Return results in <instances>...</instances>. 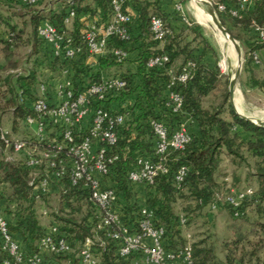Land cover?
I'll use <instances>...</instances> for the list:
<instances>
[{
    "label": "trees",
    "instance_id": "16d2710c",
    "mask_svg": "<svg viewBox=\"0 0 264 264\" xmlns=\"http://www.w3.org/2000/svg\"><path fill=\"white\" fill-rule=\"evenodd\" d=\"M43 1L45 0H41L39 4ZM112 1L47 0L45 6L49 2L60 4L59 11L50 17L43 10H37L38 4L21 5L29 17L31 30L25 42H30L29 58L32 60H29V63L32 61L33 64L28 67V62L24 61L22 66H19L21 64L19 60L15 61L12 56H6L4 64L0 65L2 74L0 75V127L3 125L1 121L3 115L12 116L13 121H9V125L13 131H16L20 121H24L28 116H35L32 106L39 97L36 90L39 89L40 84L49 87L47 83L57 75L55 70L47 74L39 72L42 63H47L51 69L56 66L59 69L75 67L77 71L75 77L79 79L81 85L98 82L102 76L123 80L126 86L122 91L109 96L104 101L92 104L93 108L102 107L125 114L123 125L117 128L118 141L108 150V155L117 156L118 159L108 177L102 181L103 187L112 188L117 195L115 211L123 224L131 232H137L141 218L140 211L145 208L152 212L153 224L165 229L163 246L166 250L179 251L189 243L194 264H245L228 254H226L225 262L222 263L206 240L194 244L193 237L189 233L184 234L182 241L178 240L179 233L188 224L190 216L188 213L178 215L175 206L184 195L188 194L196 209L208 206L211 210H217L224 207L234 218H242L245 215L247 203L255 204L258 216L257 227L262 237L253 246V252L250 254L254 258L259 249H264V208L262 206L264 203V127L256 126L236 114L230 102L228 80L217 67L219 56L216 48L203 35V29L194 22H189V25L186 24V32L174 33L153 0H122V10L125 13L129 14L127 12L129 6L135 9V15L127 26L129 39L121 40L118 37H112L107 43V53L97 58L98 68L95 72L77 68L78 62L74 61L75 58L67 60L62 56H55L52 48L45 47L47 43L38 36L37 29L41 22L49 20L57 31L64 35L65 41L70 40L73 46L81 49L82 52L76 56H87L82 36L88 31L87 25L96 20L93 19L84 24L80 21V14L86 12H90L91 16L100 14L101 21H106L112 16ZM4 2L9 3L6 0ZM209 2L228 34L241 44L244 50L243 68L245 71H251L258 65L253 61L252 53L258 54L264 49V41H259L253 30V24L264 23V0H258L251 8L242 11L240 19L231 15V10L239 9L238 0H209ZM92 4L94 7L91 6ZM219 5H224L225 9L219 11ZM71 10L74 12V17L65 24L64 20ZM151 16L159 17L169 30L162 41L153 39L150 31ZM22 32L23 30L16 34L14 30L8 31L7 39L3 40L5 47L10 49L13 45H18L14 40L21 41L19 37ZM245 34L248 36L247 39ZM162 43L164 46L159 48ZM115 49L123 50L126 55L131 52H137V55L135 59L130 60L126 56L123 61L117 62L113 56ZM208 52L210 59L207 60L205 57ZM161 55L168 57V62L163 67H147L146 64L151 58ZM188 62H193L194 68L187 82L174 88L181 94L183 103L181 110L173 113L166 106L169 94L168 71L180 72ZM133 63L135 64L133 72L129 70L118 73L119 67ZM111 70H114L115 74ZM249 84L258 89L264 86L254 77L250 79ZM217 90L222 91L219 100L210 101L209 99ZM125 102H129L125 108H116ZM151 120L164 123L169 131H173L179 123L187 121L191 140L183 150L168 156L166 161L168 171L158 175L154 185L130 183L127 175L135 169L137 158L153 159L154 137L149 126ZM49 128L54 130L55 133L52 135H55L48 136V139L54 138L60 141L61 137L58 136L61 128ZM6 139L9 142L24 140V138L14 139L11 134H7ZM248 157L253 159L254 165L252 170L246 173L245 181L254 178L257 187L255 190L250 187L237 190L250 189L252 194L246 197L235 210L232 206L219 201V198H224L231 192L214 190L217 183L216 175L223 158L229 159L233 166L240 168L249 167V164H246ZM181 167L186 169L185 177L180 186H176L174 178ZM32 173L33 169L26 165L25 156L15 153L10 144L7 145L0 139V212L7 220L13 241L19 245L25 258L39 253L37 248L39 240L49 232L50 228L55 227L54 236L64 239L71 250L56 255L43 253L42 264H48L50 261L56 264H82L79 253L87 239L91 240V250L97 264H142L139 253L127 257L119 256L118 243L96 229L98 221L96 216L99 211L89 200L88 189L81 183L73 186L68 175L60 180L51 178L50 184L54 183L59 190L57 206L52 209L51 216L48 214V217L52 218L50 223L42 225L34 208L39 205L38 200L41 198L46 204L48 200L45 198L48 194L29 186ZM137 185L144 188V201L137 197L135 191ZM213 204L217 205L215 209L211 208ZM190 207L188 206L189 209ZM236 212H238L237 215H235ZM181 219L184 220L183 224ZM234 245L237 246V242ZM5 261L13 263V259L7 253L0 251V264Z\"/></svg>",
    "mask_w": 264,
    "mask_h": 264
},
{
    "label": "built area",
    "instance_id": "2783aa9c",
    "mask_svg": "<svg viewBox=\"0 0 264 264\" xmlns=\"http://www.w3.org/2000/svg\"><path fill=\"white\" fill-rule=\"evenodd\" d=\"M41 0H19L20 6H34ZM258 0H238L239 9L231 10V15L241 18V12L252 7ZM112 16L106 21H94L87 25L88 31L82 36L86 53L90 57H101L107 53V43L112 37L128 40L127 26L132 20V15L122 10V0H113ZM224 5H219L218 10L223 11ZM74 17L71 10L65 18L68 24ZM190 23L188 22L187 25ZM253 30L259 41H264V23L253 24ZM150 31L155 41H162L169 33L164 22L157 16L150 18ZM37 33L39 38L52 46L55 56L72 60L82 51L73 46L70 40H66L56 27L46 21L41 24ZM255 64L260 63L257 53H252ZM113 56L117 62L126 58L123 50H113ZM168 62L166 55L156 56L147 62L148 68L163 67ZM223 62V61H222ZM218 68H222L221 63ZM194 68L193 62H188L180 72H169V94L166 106L173 113H178L182 108L183 99L181 94L174 88L179 84H185ZM126 84L117 77L102 76L98 82L89 83L82 91L72 88L70 82H59L53 86L56 97L55 103H50L46 98L48 86L39 85L40 95L34 102L32 110L34 117H26L25 123L34 129L33 139L14 140L6 139L7 132L0 128V139L7 145L10 144L13 151L23 154L26 165L33 169L29 186L38 189L42 193L49 190L51 178L60 180L68 175L73 186L82 184L89 192V200L97 207L99 214L96 216V229L118 243V254L127 257L134 253L141 254L142 264H194L189 243L179 251L166 250L163 246L165 229L156 227L152 222V212L145 208L140 211L137 232H131L123 224L119 214L115 211L117 195L110 187H103L102 181L107 178L111 169L118 159L117 156L108 155V150L117 141V128L122 126L125 114L113 112L102 107L93 108V102L104 101L109 96L122 91ZM88 120L89 125L84 130L80 127ZM150 129L154 137V156L151 158H137L135 169L131 170L127 179L134 184L154 185L158 175L168 171L166 161L168 156L181 151L189 144L191 137L187 129V121L181 122L173 130L158 121L151 120ZM49 127L61 128L60 141L48 139ZM186 169H178L174 181L180 186L185 177ZM252 194V190L231 191L230 195L219 198L233 209H238L241 202ZM216 204L211 206L216 208ZM238 212L235 213L237 215ZM181 223L184 220L181 219ZM56 228L52 227L49 232L38 242V254L27 258L21 253L19 245L13 241L7 220L0 212V251L8 254L13 263L5 261L3 264H42V254H63L71 250L69 244L60 237H55ZM188 238L190 236H187ZM82 264H97L91 250V240L87 239L79 253ZM264 264V263H260Z\"/></svg>",
    "mask_w": 264,
    "mask_h": 264
},
{
    "label": "rangeland",
    "instance_id": "374dc122",
    "mask_svg": "<svg viewBox=\"0 0 264 264\" xmlns=\"http://www.w3.org/2000/svg\"><path fill=\"white\" fill-rule=\"evenodd\" d=\"M4 1L0 0V35L3 34V39L0 40V65L4 64L6 56H12L13 60H19L21 62L19 66H22V62L24 61L28 62V67L32 66L33 62L31 61L29 63V60H32L29 58L31 49L28 47V45L30 42H25L28 40L27 34L29 35L31 30L29 25V17L25 13L26 10L22 6H15ZM202 1L205 3V1L208 0ZM46 2L47 0L43 1L41 4H38V9H35L40 10V8H45ZM217 19L219 20L218 16ZM204 26L205 29L209 27H207V24ZM208 29H210L213 34L212 42L215 44L218 43L219 45H225L223 41L224 37H222V35L215 28L209 27ZM11 30H14L16 34L21 30H23V32L22 34L20 33L21 37H19L21 41H18L17 39L14 40V42H16L15 44L18 43V45H13V48L7 49L3 40L7 39V33ZM244 36L246 39L248 38L246 34ZM226 50L227 52L225 55L228 57V62L230 63L231 68L235 70L237 67L236 50L231 46H227ZM221 60L222 57L219 58V62ZM221 66L222 68L226 67L224 62L221 63ZM222 72L226 73V70H222ZM244 76H246V74L243 73V77L241 79L238 78L236 82L239 84L245 82L246 79ZM224 88L226 89V85ZM221 93V90L215 91L209 100L217 102ZM246 97L245 103L247 105V109L245 110L246 112L241 113L251 120H264V92L260 90H253V93L249 92L248 96ZM9 116L10 114H7L6 120H4L2 125L3 127L9 126V119H7ZM246 164H249V167L237 168L229 162V159L227 160L226 158H223L219 167V171L216 175L217 183L214 190L224 193L242 190L245 187H250L255 190L257 185L254 178L253 180L245 181L246 173L250 172L254 165L253 159L248 157ZM45 206L49 211V215L51 216V211L57 206V201L49 199ZM188 206H191L190 209ZM262 206L264 208V203ZM175 208L178 215H184L188 213L190 216L188 224L179 233V242L183 240L184 234L189 233L193 237L194 244L206 240L207 243L212 246L214 254L222 263L225 262L226 254L245 264H260L264 262L263 248L258 250L256 257L254 258L253 255L251 256L250 254L253 252V246L260 240V237H262V233H260L259 228L257 227L258 216L255 204L253 205L252 203H247L245 207V215L242 218H234L230 211L224 207H220L217 210H211L208 206L196 209L191 197L186 194L181 200L177 202ZM51 219L52 218H42L40 221L42 225H47L50 223ZM236 242L237 246L234 245Z\"/></svg>",
    "mask_w": 264,
    "mask_h": 264
},
{
    "label": "crops",
    "instance_id": "0c3cea01",
    "mask_svg": "<svg viewBox=\"0 0 264 264\" xmlns=\"http://www.w3.org/2000/svg\"><path fill=\"white\" fill-rule=\"evenodd\" d=\"M9 1L10 4H13L15 6L19 5V0H6ZM153 2L156 3L158 11L161 13V15L164 17L166 23L170 26V28L172 29V31L174 33H180V32H186V24L188 22H194L195 24L199 25L202 29H203V35L208 39L209 43H211L215 48H216V52L217 55L220 57H222V60L220 62H224V65H226V73H223L222 71H220L221 74L225 75L228 83H229V75L232 74V72L234 71V69L231 68L230 63L228 62V57L226 54L227 52V46H232V44L225 40L224 38V43L225 45H219L218 43H214L212 42L213 39V34L210 31V29H208L210 26L207 24V20L204 17V14H208L210 12V7L207 6L202 0H153ZM209 2V0H208ZM202 4V6H201ZM59 6L60 4L55 2H49V4L45 7V8H40V10H43L46 14L50 16H52L54 13H56L57 11H59ZM92 7H94V5H91ZM204 7V8H203ZM127 12H129V14H131L132 16L135 15V9H132L130 6L127 8ZM90 13V12H89ZM88 12L86 13H81L80 14V21L84 24H87L88 21L90 20H98L101 21V16L100 14H93V16H91ZM204 17V19H203ZM49 21V20H44L41 22V24H43L44 22ZM50 22V21H49ZM207 24V29H205V26ZM223 37V36H222ZM3 39V34L0 35V40ZM239 43V41H237ZM239 45L241 46V44L239 43ZM45 47L51 49L52 46H50L49 44L44 45ZM164 46V44H160L159 48H162ZM242 48V47H241ZM198 50L200 51L201 48L200 46L198 47ZM137 55V52H131L127 55L128 59L132 60L135 59ZM237 55V54H236ZM259 58H260V63L256 66H254L252 68L251 71H244V68H242V72L240 70L239 76L238 78L241 79L243 77V73L246 74L245 79L246 81L243 82L242 84H239L238 82H235V87H234V95H233V104H231L236 112V114H241L244 115L241 112H246L245 110L247 109V105L245 103V99L247 98L246 96H248V93L251 92L253 93V90H260L264 92V86L261 89L258 88H253L251 86L250 83V79L251 78H255L256 80L260 81L261 83L264 84V49H262L261 51L258 52ZM207 60L210 59V53L208 52L206 54ZM75 62H78V66L77 68H85L87 69V71H93L95 72L97 70V58L96 57H90V56H76L75 57ZM219 60H218V64L217 67L219 65ZM127 65V66H126ZM244 66V62L242 64ZM58 66L54 67L53 69H51V67H49L47 65V63H42V65L39 67V72H41L42 74H47L49 72H52V70L55 72L56 78L54 77V79H52L50 82H48L47 84L49 85L48 88V94H47V100L50 103H55L56 97L54 95L53 92V86L56 85V83L59 82H70L71 86L74 90L76 91H82L83 87H86V85L88 83H86L85 85H81L79 84V79H77L75 77V75L77 74L75 67L72 68H57ZM119 70L118 73H125L128 72L129 70H131L130 72H133L135 70V64H124L122 67L118 68ZM219 69V68H218ZM113 74L114 70H111ZM116 71V72H117ZM170 71L173 70H169L168 74ZM0 75H2L0 73ZM103 75V74H102ZM237 78V80H238ZM236 80V81H237ZM36 93L38 95H40V91L39 89L36 90ZM129 103V102H128ZM128 103H123L121 106L120 105H116L115 107H123L125 108L127 106ZM6 116L7 115H3L1 118L2 123L4 122V120H6ZM245 116V115H244ZM247 117V116H246ZM9 121H13L12 116H10ZM18 121V120H16ZM192 122V121H191ZM87 125H89V121L86 120L82 123L80 129L81 130H85L87 128ZM1 129H3L4 131L7 132V134H11V137L14 139H33L34 138V129L33 127H29L26 125L25 120L24 121H20L19 125L16 129V131H13V129L11 128V126L9 125L8 127H0ZM48 135L51 137H54V135H52L54 132L53 129L48 130ZM246 136V134H244ZM51 183V182H50ZM58 188L57 186L52 183L49 185V190L47 193L48 196H46L45 199L47 200H56L58 198ZM135 191L137 192V197L140 200L145 199V192H144V188L141 185H137L135 187ZM38 206L36 208H34V212L35 214L39 215V218L42 219H49L48 214L49 211L45 206V201L41 198L38 200ZM46 263V261H45ZM48 264H56L54 261H50L48 262Z\"/></svg>",
    "mask_w": 264,
    "mask_h": 264
},
{
    "label": "water",
    "instance_id": "95a60500",
    "mask_svg": "<svg viewBox=\"0 0 264 264\" xmlns=\"http://www.w3.org/2000/svg\"><path fill=\"white\" fill-rule=\"evenodd\" d=\"M205 4L207 6H209L211 9L208 14H204V17L207 20V24L210 27L215 28L225 38V40H227L229 43H231L233 45V47L235 48L236 53H237V67L232 72V74L229 75V86H228V92L230 95V102H231V104H233L235 82L239 76V73H240V70L242 67V63H243V55H244L243 50H242L241 46L239 45V43L236 40H234L228 34L227 30L221 25V23L217 19V16L215 14V10L213 9L210 2L205 1ZM239 116L242 117L243 119L253 123L256 126L264 127V120H251L250 118H248L244 115H241V114H239Z\"/></svg>",
    "mask_w": 264,
    "mask_h": 264
},
{
    "label": "bare ground",
    "instance_id": "6f19581e",
    "mask_svg": "<svg viewBox=\"0 0 264 264\" xmlns=\"http://www.w3.org/2000/svg\"><path fill=\"white\" fill-rule=\"evenodd\" d=\"M223 39V38H222ZM230 44V43H229ZM231 46V45H230ZM233 46V45H232ZM231 52V51H230ZM233 52V51H232Z\"/></svg>",
    "mask_w": 264,
    "mask_h": 264
}]
</instances>
